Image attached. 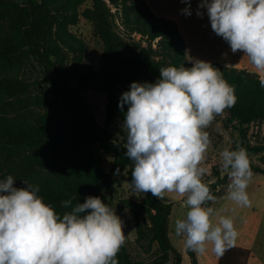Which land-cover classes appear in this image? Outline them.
Here are the masks:
<instances>
[{
  "label": "trees",
  "instance_id": "1",
  "mask_svg": "<svg viewBox=\"0 0 264 264\" xmlns=\"http://www.w3.org/2000/svg\"><path fill=\"white\" fill-rule=\"evenodd\" d=\"M51 0H0V13L5 16L8 33L0 37V65L18 59L33 58L46 72L50 83L49 105L35 116L20 111L10 113L11 99H18L29 83L17 77L0 76V180L12 175L15 187H26L27 181L40 188L44 202L53 206L61 216L71 207L62 201L72 200V207L84 203L86 197H100L117 210L106 193L113 192V179L134 164L126 156L125 144L106 127L97 125L94 114L74 86L63 67L64 52L54 37V26L63 19L81 15L93 28L94 36L103 46V69L107 74L111 96L106 107V125L115 117L125 119L119 104L124 92L136 83H155L160 68L183 65L192 67L187 59L186 45L177 23L170 18L155 15L145 0H134L133 14L124 21L131 33L123 39L117 31L114 13L105 0H58V9H52ZM119 0H109L118 7ZM85 8L79 12V9ZM157 40L156 48L153 41ZM145 42L146 45L142 43ZM223 73V78L235 87L236 105L226 109L225 127L234 126L240 136V145L247 152L262 153L264 137L251 144L247 140L251 124L264 122V88L259 75L244 68L211 63ZM70 125L60 130L64 122ZM80 149V150H79ZM113 157L108 171L103 168V157ZM253 173L264 175V169L251 167ZM209 184L212 192L220 184L228 185L227 174L214 175ZM219 193V191H217ZM225 192H220L223 196ZM135 214L138 239L150 236L157 249L152 259L145 261L130 256L124 245L119 264H181L182 255L169 237L170 202L157 200L146 193L142 203L131 207ZM147 215L148 229L144 230ZM191 264H197L195 254L189 251ZM250 252L234 246L217 264H246Z\"/></svg>",
  "mask_w": 264,
  "mask_h": 264
},
{
  "label": "clouds",
  "instance_id": "2",
  "mask_svg": "<svg viewBox=\"0 0 264 264\" xmlns=\"http://www.w3.org/2000/svg\"><path fill=\"white\" fill-rule=\"evenodd\" d=\"M182 10L191 15V0ZM212 31L228 43L233 53L243 52L264 73V0H201ZM197 15L202 17L198 10ZM155 83H136L121 96L119 107L128 105L123 128L127 130L126 156L134 162V191L151 193L157 200L166 193L185 197L188 208L174 222V234L188 249L222 257L235 246L238 236L231 216H217L206 206L217 197L204 182L212 146L208 129L215 118L238 101L235 87L210 62L194 60L192 67L159 69ZM264 88V75L259 76ZM220 167L230 181L225 198L239 207H250L247 192L253 176L247 150L220 152ZM15 187L12 175L0 180V264H119L126 243L124 222L100 197H86L62 216L39 195L40 188L27 181Z\"/></svg>",
  "mask_w": 264,
  "mask_h": 264
},
{
  "label": "rangeland",
  "instance_id": "3",
  "mask_svg": "<svg viewBox=\"0 0 264 264\" xmlns=\"http://www.w3.org/2000/svg\"><path fill=\"white\" fill-rule=\"evenodd\" d=\"M105 1L114 13L117 31L121 37L128 40V36H130L134 41L140 40L141 36L138 33H131L129 28L124 25L125 19L133 14L131 6L134 0H119L118 7L111 5L109 0ZM50 2L53 10L58 9V0H51ZM145 2L155 15L159 17L168 15L179 20L187 40L188 55L192 62L202 60L230 64L234 58L245 57L243 52L233 53L228 43L212 31L207 9L199 7L201 0H191V15L183 14L182 10L188 8L189 5L182 3L181 0H145ZM84 8L85 5L79 9V12ZM198 10L202 13V17L197 15ZM53 32L64 52L63 67L72 85L80 88L81 98L90 107L97 125L106 127L113 136L126 145L127 130L123 128L124 121L115 117L108 125L105 122L111 86L103 69L102 42L94 36L92 25L81 15L72 16L60 20L54 26ZM7 33V21L5 16L0 13V37ZM142 44L146 45L145 42ZM156 45L157 40L152 43L153 48H156ZM188 55L187 59H189ZM1 75L17 77L29 83V88L18 99H11L10 113L20 111L35 116L43 112L46 105H49L51 91L49 78L41 65L33 58L18 59L11 63L1 64ZM226 117L225 111L222 115L217 116L212 125L206 129L212 140V146L209 148L205 160V166L209 168L210 172L203 177L204 182L208 185L214 181V175L224 176L226 174L220 167V152L224 149L235 150L237 144L240 145V136L236 128L234 126L225 127ZM70 124L71 122H64L60 126V130ZM262 137H264V122L251 124L248 129L247 140L251 144H256ZM248 155L251 167L258 166L264 169L262 153L248 152ZM112 161V155H104L103 168L105 171L109 170ZM133 168L134 164L114 177L113 192L106 193V196L111 199L117 210V215L124 222L125 246L130 256L134 259L148 261L153 258L157 245L151 241L150 236L141 240L137 237L135 214L131 207L134 203H142L145 194L136 192L132 188L131 172ZM229 182L228 180V184ZM227 186L220 184L217 190L212 192L217 197L216 201L206 205L213 207L217 212L214 223L220 215L231 216L238 233L235 244L252 248L254 252L264 257V236L259 235L260 228L264 230V175L253 173L247 189L251 200L250 207L235 205L225 198L226 193L218 197L220 192H227ZM164 199L170 202L172 206L169 220L170 240L182 255L181 264H191L188 254L192 250L187 248L184 238L174 234L175 220L183 219L188 211L184 203L185 197L176 193H166ZM144 218L145 225L143 228L146 231L148 229L146 214H144ZM205 255L210 259L217 257L211 251V246Z\"/></svg>",
  "mask_w": 264,
  "mask_h": 264
},
{
  "label": "crops",
  "instance_id": "4",
  "mask_svg": "<svg viewBox=\"0 0 264 264\" xmlns=\"http://www.w3.org/2000/svg\"><path fill=\"white\" fill-rule=\"evenodd\" d=\"M165 18L173 19L177 23L178 29H179L181 35L184 38L185 45H186V52H187V55H188L189 54V50H188L187 40H186V37H185L184 33L182 32L181 24H180L179 20L177 18L168 16V15L165 16ZM188 58L192 62V60L190 59L189 55H188ZM209 62L210 63H214V62H211V61H209ZM217 63L223 64V65H226V66H230V67L244 68V69H247V70H249L251 72H254V73L258 74L259 76L260 75H264V73H258L257 72V70L251 65V63L249 62V60H248V58L246 56L245 57L234 58L233 61L230 64H227L226 62H217ZM259 235H261V236L263 235L264 236V230L261 229V228H260V231H259ZM235 246L243 248V249H247L250 252V255H249V258H248L246 264H264V257L261 256V254L259 255L256 252H254L252 248L244 247V246H241L239 244H235ZM192 252L195 254L197 264H217L218 259H219V257H214V258L210 259V258H207L205 254L201 255V254H198V253H196L194 251H192ZM205 260H206V262H204Z\"/></svg>",
  "mask_w": 264,
  "mask_h": 264
}]
</instances>
